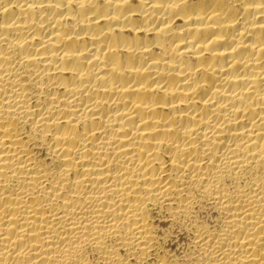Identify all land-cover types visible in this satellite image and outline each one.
<instances>
[{"label":"bare ground","instance_id":"bare-ground-1","mask_svg":"<svg viewBox=\"0 0 264 264\" xmlns=\"http://www.w3.org/2000/svg\"><path fill=\"white\" fill-rule=\"evenodd\" d=\"M0 264H264V0H0Z\"/></svg>","mask_w":264,"mask_h":264}]
</instances>
